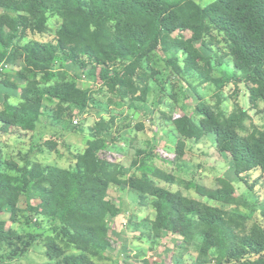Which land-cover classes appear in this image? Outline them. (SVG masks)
I'll list each match as a JSON object with an SVG mask.
<instances>
[{
	"label": "trees",
	"instance_id": "trees-1",
	"mask_svg": "<svg viewBox=\"0 0 264 264\" xmlns=\"http://www.w3.org/2000/svg\"><path fill=\"white\" fill-rule=\"evenodd\" d=\"M53 18L61 21L54 40H27L47 34ZM198 43L215 53L218 66L231 67L232 81L247 86L252 107L264 103V0H214L206 7L195 0H0V64L21 61L17 76L25 81L20 103H6L0 123L5 131L34 132L46 100L82 110L92 105L93 95L80 89L76 78L54 74L59 57L95 64L108 92L130 101V107L145 103L150 82L160 84L159 71L150 66L159 52L179 78L196 75L201 84L220 90L215 105L198 95V118L185 112L172 120L180 138L178 156H185L187 142L198 144L213 135L236 178L249 185L250 176L259 172L262 178L256 185H262L264 130L239 104L231 113L222 108L221 81L213 76L212 60ZM112 122L114 117L92 129V140L68 168L32 161L0 167V213L10 214L11 223L8 227L0 221V244L43 235L49 259L45 264H110L114 243L108 220L120 210L107 199L111 186L126 185L142 201L152 199L155 219L148 235L159 238L163 231H181L177 251L181 257L194 251L192 264H210L213 252L223 257L220 264H264V195L249 187L260 202L262 223L247 232V216L240 208L253 209V204L237 196L228 179H219L215 188L196 184L199 199L147 178L125 181L123 166L105 156V135ZM155 177L167 185L176 181L173 173L159 169ZM33 218L36 223L38 218L46 221L50 229L22 234L19 228L29 226Z\"/></svg>",
	"mask_w": 264,
	"mask_h": 264
},
{
	"label": "crops",
	"instance_id": "crops-1",
	"mask_svg": "<svg viewBox=\"0 0 264 264\" xmlns=\"http://www.w3.org/2000/svg\"><path fill=\"white\" fill-rule=\"evenodd\" d=\"M4 63L8 64L9 67L0 76V110L3 109L6 103L18 105L21 101L19 98L21 90L25 86V81L17 76L23 63L21 61L16 63L7 61ZM56 68L58 70H66L70 76L72 74V77L77 80L78 87L82 90L89 91L92 95L94 86H102L101 80V84L86 81L87 73L93 71V69L99 70L100 76V68L87 60H85L83 65L80 63L74 64L64 57H59L54 64L53 70ZM74 73L77 75H74ZM80 73H82V78L80 77ZM158 85L161 88L163 87V84L162 86L160 84ZM161 99L159 97H152V99L148 97L145 103H137L135 107H130L135 114L142 112V114L139 113V117L141 115L144 118L146 117V119L141 120L140 124L137 122L136 126H134V122L130 121L129 117L127 118V115H130V113H126L122 117L115 116L114 123H110V129L106 132L107 151L105 156L123 166L122 179L125 181L134 176H138L140 178L154 180L160 186L165 187L161 184L163 182L156 179V169L166 173H172L168 170L172 168L171 165H174L177 172L185 171L189 173L193 171V167L191 168L192 164L185 159L186 152L201 142L198 144L187 142L185 156L183 158L178 156L177 146L180 138L170 119L169 110L166 109V105H164L165 103ZM156 100H158V105ZM48 101L56 104L57 111L61 110L59 109L61 104L51 100L45 101V108ZM45 108L43 116L34 132L5 131L3 125L0 123V167H4L5 162L14 161L22 166V162L32 161L45 166L66 168L64 165L69 162L68 158L72 159V165L75 164V156L86 149L87 142L92 140V137L95 135L94 131H92L94 126H90L91 128L89 130L87 129L81 132V136L71 134L65 127L58 124L59 121L52 118L51 115L45 117L44 114L51 112V110L48 112L45 111ZM67 109L74 110L80 108L71 106L67 107ZM86 110H88V107L83 111ZM132 112L131 115H133ZM61 113L63 111L59 113L55 111V116L61 117ZM153 113L158 114L160 117L159 125L155 129L151 127V119L149 118L152 117ZM88 115L89 113H86L84 117H88ZM103 120L109 122L111 117L107 120L106 116H103ZM100 122V119L96 120V123ZM157 131H159V134L156 135ZM61 133L63 134L62 136L60 135ZM57 143L67 147L65 154L58 152L57 148L59 146ZM177 182L183 183V180L181 181L176 177L174 185ZM170 189L172 190V188ZM107 201L114 204L120 210V214L117 217L109 218L108 220L110 228L109 235L114 243L112 253H121L122 250L127 248V243L125 244L123 242V233L126 232L124 231L125 229L129 230L128 232H131L132 235H135L134 238L138 237L135 238L138 239V242H135L131 248L133 247V255H136V258L139 260L137 259L138 261L135 262L131 261V264H140L143 260H149L152 264L154 262L159 264L160 261H163V255H160L161 253L159 251L160 246L164 243L163 239H166L167 235L175 236L178 231L175 233L163 231L159 238L154 237L153 233L150 236L148 235L147 230L151 228V223L155 219V210L151 206L152 199L146 200L147 202L142 201L140 196L130 187L122 185L111 186ZM144 209H150L153 217L148 218V216L143 215L145 212ZM0 221H4L9 225L10 214L0 213ZM178 237H180L178 242L168 248H172V251H170L172 255L178 250V246L176 245H179L183 241L181 231ZM154 253L156 256H154Z\"/></svg>",
	"mask_w": 264,
	"mask_h": 264
},
{
	"label": "rangeland",
	"instance_id": "rangeland-1",
	"mask_svg": "<svg viewBox=\"0 0 264 264\" xmlns=\"http://www.w3.org/2000/svg\"><path fill=\"white\" fill-rule=\"evenodd\" d=\"M201 6H208L213 3L214 0H195ZM61 21L58 18H53L50 20V31L41 36V35H31L27 40H36L40 42H48L52 41L55 38L56 31ZM179 36V32L175 34V37ZM197 46L202 49L203 53L210 57L212 60V64L214 65L213 76L218 78L220 82L221 92L224 96V101L222 104V108L231 113L236 104H239L242 108H246V110L250 113L252 118V122L259 129L264 130V103H259L257 107H252L249 103V91L245 84H236L231 79V67L227 65L218 66L217 57L215 53L209 48H203L201 43H198ZM217 51V50H216ZM220 55H224V52H221ZM225 63V62H224ZM150 66L156 68L159 71L158 82L163 87L161 88L157 83L153 80L151 83V93L150 98L159 97L162 98L163 102L166 105V109L169 110L170 119L173 120L179 115H183L185 112L193 115L198 118L195 114V106L197 104L198 95L204 99V101L208 104L215 105L217 103V94L220 91L216 85L213 84H201L196 75H187L186 78H179L177 75L173 74L171 68L167 66L165 61L163 60L161 54L158 52L154 55L153 60L151 61ZM56 70V71H55ZM54 70V74H58L59 72H65L68 74L66 70L61 71L56 68ZM80 72V70H78ZM74 75H77L74 73ZM70 76V75H68ZM73 75L71 74L70 78L73 79ZM80 77L82 78V73H80ZM1 78V77H0ZM86 81H91L92 83L101 84L99 70L93 69V71L87 73ZM101 87L94 86L93 97H92V105L88 106V110L83 111L82 109H67L66 105L61 104L59 106L60 111H57V106L54 102H47L45 111H50L44 116L51 115L52 118L58 120V124H61L66 128L71 134H78L81 136V132L84 130H89L90 126H96L97 119L103 121V116H106V119L109 120L110 117H122L126 113H130L127 115L130 121L134 122V126H136L137 122L140 124L141 120L146 119L142 115L139 117L138 114L133 113L130 109V101L122 102L116 96L112 95L108 92L103 84ZM158 105V100H156ZM66 106V107H65ZM140 106V105H139ZM70 107V106H69ZM4 108V107H3ZM67 110V111H66ZM55 111L57 113L63 111L61 113V117L55 116ZM154 111V110H153ZM114 112V113H113ZM131 112L133 115H131ZM89 113L88 117H84V114ZM113 115V116H112ZM132 116V117H131ZM125 118V117H124ZM150 125L154 129L159 125L160 117L158 114L153 113ZM74 120H79L80 124L75 126L73 124ZM159 134V131L156 132V135ZM63 135L62 133L60 134ZM59 146L58 152L61 154L67 152V147L62 144H58ZM69 152V150H68ZM72 156V155H71ZM185 159L187 162L191 163V168L193 167V171L186 173L185 171H176L174 165H171V169L169 172L174 173V175L179 179L183 180V183L177 182L176 185H167L165 183H161L166 188H172L173 191H181L185 196H188L193 199H199L196 195L194 188L196 184H203L209 188H215L218 186V180L221 178L228 179L234 183L236 189L237 196H243L248 201L253 204V209L248 208H240V211L247 216V232L252 228L254 224L262 223L261 217L259 214L258 204L260 203L258 199L254 196L253 192H250L249 187L254 186V191L257 194L264 195V182L262 185L258 183L256 185V180L258 178H262L259 172L250 176L249 185L244 184L240 180L235 177L233 169H231V165L229 161L226 159L225 154L223 155L220 151L217 150L215 144V137L213 135H209L201 140V143L192 147L191 150L186 152ZM71 160V162H70ZM180 160V158H179ZM24 161V160H23ZM68 163L64 165V167L68 168L72 165V159L68 158ZM25 162H22V166H24ZM260 195V196H261ZM259 196V197H260ZM262 200V198H261ZM135 210V209H134ZM136 211V210H135ZM134 211V212H135ZM143 215L148 218L153 217L150 209H144ZM41 218H38V223H36V218H33V221L29 226L23 225L19 228V231L22 234H26L28 232L32 234H40L42 233V229L49 230L50 227L46 224V221H40ZM40 224V225H38ZM11 226L9 223L8 227ZM124 243L127 245L126 249L122 250L121 253L114 254L112 250L108 253V258L110 259V264H131L132 262L138 261L134 254V249L131 248L138 242V237L132 235L129 230L124 229ZM180 231L175 234V236H168L164 240V243L160 246V255H163V261H160L159 264H192V260L196 258V253L191 251L184 257L179 255L178 251L174 252L172 255L168 249L169 246L174 245L178 242V235ZM169 240V241H168ZM178 246V244L176 245ZM168 249V250H167ZM71 252H74L71 250ZM154 256L156 254L154 253ZM211 263L210 264H220L223 262V257L217 253L213 252L210 256ZM138 259V260H137ZM132 261V262H131ZM49 262L47 257V251L45 246V237L43 235L37 236L35 238L24 237L19 241H15L12 243H4L0 244V264H44ZM156 264V262H154Z\"/></svg>",
	"mask_w": 264,
	"mask_h": 264
},
{
	"label": "built area",
	"instance_id": "built-area-1",
	"mask_svg": "<svg viewBox=\"0 0 264 264\" xmlns=\"http://www.w3.org/2000/svg\"><path fill=\"white\" fill-rule=\"evenodd\" d=\"M7 67H9V65L6 64V63H2V64H0V76H1V74L3 73V71H4ZM73 124H74L75 126H77V125L80 124V121H79V120H74Z\"/></svg>",
	"mask_w": 264,
	"mask_h": 264
}]
</instances>
